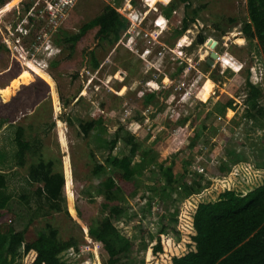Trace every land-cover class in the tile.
Instances as JSON below:
<instances>
[{
	"label": "rangeland",
	"instance_id": "374dc122",
	"mask_svg": "<svg viewBox=\"0 0 264 264\" xmlns=\"http://www.w3.org/2000/svg\"><path fill=\"white\" fill-rule=\"evenodd\" d=\"M49 2L0 3V173L6 177L0 210L21 199L47 236L74 238L75 254L63 256L70 264H96L99 223L128 202L96 179L94 168L107 153L96 134L106 138L122 128L133 136L137 191L180 207L200 191L193 190L195 181L201 189L239 160L264 166V69L260 46L241 30L247 0H124L119 11L130 24L118 40L98 43L93 28L77 44L68 36L111 0H74L55 13ZM199 33L206 36L201 46L195 45ZM19 127L31 143L23 164ZM129 148L121 140L114 154ZM150 210L143 202L116 222L133 236V258L143 263L151 230L162 225ZM5 258L0 255V264ZM23 263L7 257V264Z\"/></svg>",
	"mask_w": 264,
	"mask_h": 264
},
{
	"label": "trees",
	"instance_id": "16d2710c",
	"mask_svg": "<svg viewBox=\"0 0 264 264\" xmlns=\"http://www.w3.org/2000/svg\"><path fill=\"white\" fill-rule=\"evenodd\" d=\"M123 1L111 0L101 14L86 22L79 33L68 36L67 41L77 44L93 28H98V43L112 37L118 40L121 31H126L130 24L119 11ZM7 2L9 0H0L1 4ZM130 2L135 4V0ZM247 5L248 20L241 30L246 40L257 41L260 46V62L264 69V0H247ZM171 10L166 11L165 16L169 17ZM197 13L194 9V14ZM190 22L194 23L195 18L185 19L176 35L181 36ZM205 40L206 36L199 33L195 45L201 46ZM93 57L97 68L99 62ZM250 65L249 76L253 74L252 61ZM262 75L264 78V72ZM154 96L155 93L148 94L150 99ZM89 127L87 123L82 126L84 135L90 132ZM95 138L107 150L105 159L97 162L94 168L98 183L122 200L130 201L123 205L120 202L99 223L95 239L103 260L101 263L99 253H94L96 264H264V166L239 160L224 176L206 180L201 189V181H195L193 190L200 191L190 193L180 207L174 200L149 198L137 191L133 136L118 128L109 131L106 138L101 134H96ZM121 140L127 141L130 148L129 153L121 151L123 154L119 156L114 151ZM16 142L20 164H23L31 149L24 127L18 128ZM166 174L171 178L170 170ZM5 185L6 177L0 173V188ZM143 202H147L150 211L162 219V225L151 230L146 263L133 258L134 238L122 232L116 223L122 221L126 208H135ZM70 210L80 222L72 202ZM75 249L77 241L74 238L58 240L54 231L47 236L40 230L21 199H10L0 210V255L6 257L4 264H7V257L22 258L23 264H70L63 256L75 254Z\"/></svg>",
	"mask_w": 264,
	"mask_h": 264
},
{
	"label": "built area",
	"instance_id": "2783aa9c",
	"mask_svg": "<svg viewBox=\"0 0 264 264\" xmlns=\"http://www.w3.org/2000/svg\"><path fill=\"white\" fill-rule=\"evenodd\" d=\"M73 1L74 0H50V2L47 4V8H49L52 13L61 12L64 9H67L73 3ZM44 9L46 11V6Z\"/></svg>",
	"mask_w": 264,
	"mask_h": 264
},
{
	"label": "water",
	"instance_id": "95a60500",
	"mask_svg": "<svg viewBox=\"0 0 264 264\" xmlns=\"http://www.w3.org/2000/svg\"><path fill=\"white\" fill-rule=\"evenodd\" d=\"M213 56H214V57H216V56H217V54H216V53H214V54H213Z\"/></svg>",
	"mask_w": 264,
	"mask_h": 264
}]
</instances>
